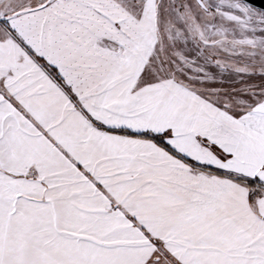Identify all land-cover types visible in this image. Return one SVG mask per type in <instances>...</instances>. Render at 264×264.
Segmentation results:
<instances>
[{
	"label": "snow or ice",
	"instance_id": "1",
	"mask_svg": "<svg viewBox=\"0 0 264 264\" xmlns=\"http://www.w3.org/2000/svg\"><path fill=\"white\" fill-rule=\"evenodd\" d=\"M0 264H264V0H0Z\"/></svg>",
	"mask_w": 264,
	"mask_h": 264
}]
</instances>
